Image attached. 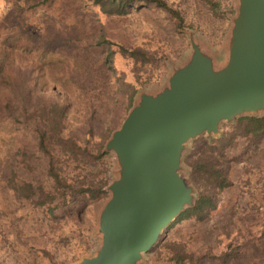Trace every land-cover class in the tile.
I'll return each instance as SVG.
<instances>
[{
    "label": "rangeland",
    "instance_id": "1",
    "mask_svg": "<svg viewBox=\"0 0 264 264\" xmlns=\"http://www.w3.org/2000/svg\"><path fill=\"white\" fill-rule=\"evenodd\" d=\"M167 1L181 10L192 28L175 29L165 12L151 4L131 7L122 17L113 18L100 13L90 0H53L49 6L25 10L0 0V38L22 26L34 33L60 35L69 42L64 50L15 52L16 58L29 65L25 70L30 74V106L47 101L49 92L65 95L67 133L95 150L104 133L117 127L126 114L130 89L126 84H133L138 91L156 90L166 81L171 65L184 60L190 50L187 30L220 59L236 0H220L222 6L233 5L234 13L227 18L211 15L203 0ZM117 44L139 45L156 50L159 56L162 53L143 84L136 81L131 62L115 51ZM83 47L93 55L86 54L87 66L81 63ZM108 53L111 55L105 59ZM35 136L30 120L0 126V264H70L93 254L101 241L97 219L109 197L107 189L101 197L86 200L74 221L52 218L14 193L11 184L22 179L47 182L44 159L34 147ZM24 147L34 155V167L26 172L19 165ZM189 147L190 140L186 142V149ZM238 150L239 144L232 152ZM110 157L111 180L117 173ZM230 179L231 184L218 195L215 209L205 219H181L165 229L159 241L182 242L194 254L218 253L227 244L236 245L235 259L225 264H264V141L250 155L241 154L232 162ZM136 264H169L167 252L160 245Z\"/></svg>",
    "mask_w": 264,
    "mask_h": 264
},
{
    "label": "water",
    "instance_id": "2",
    "mask_svg": "<svg viewBox=\"0 0 264 264\" xmlns=\"http://www.w3.org/2000/svg\"><path fill=\"white\" fill-rule=\"evenodd\" d=\"M189 53L160 88L138 91L104 144L117 176L99 210L100 244L70 264L139 263L192 202L181 162L186 142L217 132L220 120L264 111V0H236L224 55L187 31Z\"/></svg>",
    "mask_w": 264,
    "mask_h": 264
},
{
    "label": "trees",
    "instance_id": "3",
    "mask_svg": "<svg viewBox=\"0 0 264 264\" xmlns=\"http://www.w3.org/2000/svg\"><path fill=\"white\" fill-rule=\"evenodd\" d=\"M9 1L12 6L25 10L49 6L53 0ZM90 2L100 13L113 18L122 17L131 7L151 4L165 12L175 29L185 26L192 28L185 22L181 10L167 0H90ZM203 3L208 12L217 18H227L229 14L234 13L231 3L224 6L220 0H203ZM68 46V40L60 35L55 36L43 31L34 33L22 26L1 36L0 126L30 120L36 131L34 147L44 159L47 182L34 183L31 178H26L20 183L11 184L17 197L28 200L34 208L43 210L52 218L74 221L80 217L86 200L97 199L107 193L110 156H113V153L105 149L104 144L118 126L104 133L95 150L80 143L72 134L67 133L68 101L65 95L49 92L47 101L30 106V74L28 69L25 70L29 65L14 56L19 50H36L44 53L58 48L64 50ZM83 49L80 53L81 63L85 62L87 53L91 54L86 47ZM115 51L131 62L134 77L142 84L149 79L152 68L157 67L163 56L162 53L159 56L156 50H148L139 45L117 44ZM110 55L106 54L105 59ZM84 65H89L88 61ZM126 88L129 109L138 90L133 84H126ZM189 140L192 141V147L185 150L181 162L184 166L185 182L192 188V202L185 205L174 220L164 227L157 241L144 254L157 250L161 245L167 252L169 264H201L205 258L207 260L204 264H210L211 261L225 264L228 260L235 259L236 245L227 244L218 253L205 251L194 254L188 251L182 242L170 239L160 242L159 239L163 231L173 223L185 218L203 220L215 209L218 195L231 184L232 162L241 154L250 155L264 141V111L240 113L229 120H220L216 133L206 135L202 132ZM237 144L239 150L233 153V148ZM33 157V152L24 147L19 165L25 172L33 169ZM43 252L47 253L46 250Z\"/></svg>",
    "mask_w": 264,
    "mask_h": 264
}]
</instances>
